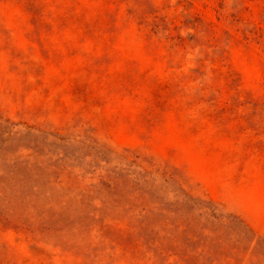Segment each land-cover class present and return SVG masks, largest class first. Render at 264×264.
Returning a JSON list of instances; mask_svg holds the SVG:
<instances>
[{
    "label": "rangeland",
    "instance_id": "374dc122",
    "mask_svg": "<svg viewBox=\"0 0 264 264\" xmlns=\"http://www.w3.org/2000/svg\"><path fill=\"white\" fill-rule=\"evenodd\" d=\"M0 264H264V0H0Z\"/></svg>",
    "mask_w": 264,
    "mask_h": 264
}]
</instances>
